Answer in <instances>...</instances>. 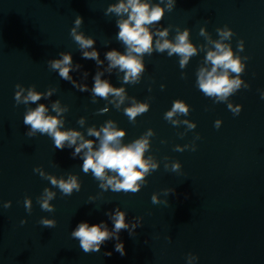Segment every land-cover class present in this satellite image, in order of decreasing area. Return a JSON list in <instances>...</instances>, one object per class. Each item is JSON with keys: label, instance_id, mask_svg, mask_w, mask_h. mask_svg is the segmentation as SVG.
<instances>
[{"label": "water", "instance_id": "1", "mask_svg": "<svg viewBox=\"0 0 264 264\" xmlns=\"http://www.w3.org/2000/svg\"><path fill=\"white\" fill-rule=\"evenodd\" d=\"M119 2L0 0V264H264V0H147L164 8V16L147 26L153 34L151 52L137 57L144 70L128 82L125 72L110 68L105 58L113 49L126 53L117 39L116 22L127 14H106ZM77 16L83 18L80 25L75 24ZM165 28L168 35L160 37L157 30ZM186 28L197 54L181 68V57L158 52L156 41L175 43ZM72 29L93 39V47L81 49ZM218 29L231 30V37L222 39ZM241 40L243 51L238 48ZM216 42L230 47L245 67L240 88L224 100L207 97L197 85L199 69L211 70L205 57ZM93 49L102 63L83 58V52ZM62 53L72 57L69 80L50 67ZM97 74L122 88V94L94 95ZM21 89V100L29 89L41 93V99L17 104L15 92ZM176 100L189 112L166 120ZM40 104L46 115L58 116L61 130H75L84 140L95 141L94 150L100 141L88 130L100 131L109 122L125 132L121 145L147 139L144 159L150 161L149 172L137 182L140 191L101 188L106 179L82 170L87 149L72 155L83 143L79 138L71 147L64 142L61 150L47 134L37 131L29 137L23 117ZM139 104L149 110L129 120L125 109ZM229 104L239 106V114ZM176 163L180 167L172 171ZM105 171L106 178L116 176ZM49 176L65 181L74 176L80 191L65 196ZM46 188L55 194L48 201L53 212L38 203ZM25 199L31 200L30 212ZM117 209L126 213L129 224L118 233L123 256L115 251L119 241L111 216ZM41 218L55 220V227L43 226ZM80 222H104L101 226L112 238L101 243L99 252L85 253L71 235Z\"/></svg>", "mask_w": 264, "mask_h": 264}, {"label": "clouds", "instance_id": "2", "mask_svg": "<svg viewBox=\"0 0 264 264\" xmlns=\"http://www.w3.org/2000/svg\"><path fill=\"white\" fill-rule=\"evenodd\" d=\"M169 10H171V6ZM108 12H114L117 16L127 14V18L118 20L116 25L118 27L117 39L122 41L126 46V53L120 54L117 50L113 49L106 53L105 58L110 61L109 67H119L121 71L125 72L124 82H128L129 78H135L144 70V65L137 58L138 56L151 52L153 44V34L147 26L153 25L156 22L161 21L164 16V8L159 4L151 5L147 0H120L118 4H112L109 6ZM82 17L77 16L75 24L80 25L82 23ZM158 31L160 37H166L168 35V29ZM222 39H228L232 35L231 30H217ZM75 42L79 44L81 49L92 48L94 44L93 39H86L83 34H76L75 29H72L70 33ZM200 34H204V29H200ZM176 42L172 43L167 39L163 42L156 41V50L158 52H164L168 50V55L173 54L181 57L179 64L181 68L188 63L190 57L197 54L196 47L189 42V30L186 28L182 33L176 36ZM215 50H209L205 57V63L211 64V70L200 68L198 71L197 85L200 91H202L207 97H218L220 100L226 99L234 89H239L242 81L239 79V75L244 72L245 67L240 63V58L237 56L234 58L233 52L230 47L225 46L220 42L214 44ZM240 51H243V41L238 44ZM135 53L137 55H132ZM62 59L53 60L50 62V67L54 70H59V75L64 80H69V72L71 71L72 57L69 54H61ZM83 58L99 61V52L93 49L92 52H83ZM248 58L246 57L245 60ZM62 65H66L62 67ZM229 73H234L236 76L230 78ZM19 84L16 88H19ZM248 88V85H245ZM83 90V89H81ZM23 89L15 92V101L17 104L29 102L35 103L41 99V93L35 92L29 89L27 96L21 100V94ZM123 92L122 88H114L109 81L101 80L99 74L94 77L93 93L101 98H107L111 93L115 96H120ZM51 93H49L50 95ZM264 98V94H262ZM229 109L234 114H239V106L233 109L229 104ZM53 110L57 111V106L53 105ZM147 104L133 105L125 109V115L129 117V120L134 121L138 114H143L148 111ZM189 112L188 106L181 100L173 102L171 111H168L165 115L166 120H172V117L177 114L187 115ZM47 109L44 104L38 105L35 109H29L23 117V123L26 126H30V131L26 134L32 137L35 132L40 134H47L54 140V146L56 149H63L64 142H68L69 147L76 145L77 139L83 140V143L77 145L72 153L73 157L80 154L82 150L87 149L83 156V172L87 173L91 170L94 178L104 181L106 184H101L100 187L104 190L109 188L113 192H131L137 193L140 191V185L138 181L144 180V174L149 172L150 161H145L144 152L148 147L147 139H137L131 144L121 145V138L125 135L123 130H115L112 127L111 122L107 126L103 127L100 131L95 129H89L88 134L99 139L98 150L93 149V140H84L80 132L75 130H61V120L58 116L46 115ZM173 124L176 121H172ZM185 123H188L185 121ZM219 121L216 122L215 127H218ZM189 128H195V124H189ZM101 133L103 134L101 136ZM151 135V131L149 132ZM180 150V149H177ZM195 151V148L192 149ZM180 164H173L172 171L179 169ZM152 170H156L157 165L151 163ZM37 169H34L36 171ZM116 173V176L106 178V171ZM43 176V173H41ZM50 183L58 189L65 196H70L73 193V189L77 192L80 191L81 185L77 182L76 177H69L67 181L64 179H57L55 176L46 177ZM170 191V190H166ZM54 193L49 189H44V199L38 200L42 210L47 212H53L55 209L49 204V200L54 198ZM154 204L158 203V199L155 195L151 197ZM26 209L31 211V200L25 199L24 201ZM9 201L5 207H10ZM114 221V231L117 233L115 239L119 243L115 244V251L119 252L122 256L125 255L124 243L120 241L118 233L121 230L129 228V224L126 223V213L117 209L111 216ZM27 221L22 220L21 224ZM45 227H55L56 221L41 218L39 221ZM91 224L88 222H80L71 235L73 238L79 241V246L85 253L99 252L102 242L112 238L107 227L102 228V224ZM133 228L136 225H132ZM131 235V233H129ZM95 245V247H94ZM105 255L110 256L111 253L107 252Z\"/></svg>", "mask_w": 264, "mask_h": 264}]
</instances>
